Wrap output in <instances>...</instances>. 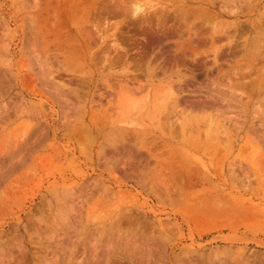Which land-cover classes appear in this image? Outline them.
Wrapping results in <instances>:
<instances>
[{
    "label": "rangeland",
    "instance_id": "374dc122",
    "mask_svg": "<svg viewBox=\"0 0 264 264\" xmlns=\"http://www.w3.org/2000/svg\"><path fill=\"white\" fill-rule=\"evenodd\" d=\"M22 1L31 4L33 0H0V250L7 247V242L11 245L8 250L16 256L24 250L26 264H132L126 258L129 255H135L136 260L142 259L143 264L148 261L151 264H264V124L261 126L260 119L261 115L264 117V92L258 94L254 90L249 95L246 88L236 87L237 93L235 88L228 86L233 71L245 68L247 61H253L251 75L241 79V83L257 81L264 71V0L236 3L239 7L236 5L233 13L238 17L220 16V0H86L89 9L86 13L80 11L76 19L63 28L62 41L52 34L54 20L45 8V0L43 4L36 0L40 9L45 8L38 14L37 26L32 19L36 8L31 5L25 8ZM115 4L127 7L129 12L135 6L142 7L145 29L154 26V12L167 17L163 25L165 30L168 29L167 34L157 39L155 51L152 54L149 51L144 56L146 59H142L143 63L136 60L141 64L131 61L132 57L128 58L131 62L128 65L111 61L117 55L111 48L113 38L110 35L114 25L127 35L135 34V24L129 21L130 16H100L101 7ZM226 7L231 9L229 4ZM77 26L79 35L75 30ZM187 27L193 33V48L183 47ZM212 29L222 31L219 38H214L213 46L208 42ZM87 31L91 37L87 35L89 38H85L88 40L83 51L85 59L67 63L62 57L69 35L80 38ZM180 32L185 35L184 39ZM198 38H203L201 43ZM251 47L252 54L248 53ZM134 50L130 48L128 51L132 53ZM250 55L255 58L250 59ZM100 58L104 60L101 62ZM145 63L149 66L147 68L153 67L152 75L145 73ZM70 66L75 67L74 70ZM181 73H185L184 81L178 78ZM88 81L90 83H86ZM98 85L103 89L100 90ZM82 86H85L83 90ZM246 86L250 87V84ZM227 90L232 93L229 95ZM110 91L113 95L109 94ZM172 92L181 93L177 107L166 100ZM215 95L233 97L230 98L233 99L230 100L232 105H228L231 107L225 108V103L204 105ZM198 104L203 106L198 107ZM72 119L74 124L70 122ZM221 123L232 135L228 147L223 146L226 137L218 134L216 129ZM179 126V129L175 128ZM189 127L191 130L187 129ZM215 143H219L218 147ZM171 156L183 164L185 162V166L193 165L203 180L196 178L192 183L172 180L165 167ZM156 160L163 166L156 165ZM186 195L192 199L186 201ZM44 251V258L36 259L32 255ZM2 260L3 256L0 262Z\"/></svg>",
    "mask_w": 264,
    "mask_h": 264
},
{
    "label": "bare ground",
    "instance_id": "6f19581e",
    "mask_svg": "<svg viewBox=\"0 0 264 264\" xmlns=\"http://www.w3.org/2000/svg\"><path fill=\"white\" fill-rule=\"evenodd\" d=\"M30 1V0H29ZM38 1V0H37ZM36 0H33L32 2H31V4H29V3H27V2H23V7H24V5H25V8H26V6H29L30 7V5H31V7H33V9L34 8H36L35 9V15H33V17H32V19H33V21H34V23L36 24V26H37V23H38V18H39V12H41V11H45V8L52 14V17H53V20H54V22L52 23L53 24V26H52V34H53V36L54 37H56V39L58 40V41H62L63 40V38H64V35H63V28H65V27H67V26H69V24L70 23H72L73 22V20L74 19H76V17H77V15H78V13L80 12V11H83V13H86V11L89 9L86 5H85V1L86 0H55V2H52V0H45V8H43V9H40V7L38 6V2H37ZM42 2V4H43V0H41ZM88 1V0H87ZM90 1V0H89ZM113 2L114 1H116V0H112ZM182 1V0H181ZM245 2V0H220V2L222 3L219 7H220V10H219V12H218V14L220 15V16H222V15H224V14H229V15H235V16H237L238 17V15L236 14V13H233V11L234 12H236V9H235V7L237 8V6L239 7V5H241L239 2ZM251 1V0H250ZM21 2V3H22ZM97 2V1H96ZM141 2V1H140ZM183 2V1H182ZM26 3V4H25ZM102 3V2H101ZM108 3V2H107ZM110 3V2H109ZM153 3V2H152ZM157 3V2H156ZM236 3H239V5H237ZM82 4V6H80ZM103 4V3H102ZM144 4V3H143ZM227 4H229L230 6H231V9H228L227 10V7H226V5ZM22 5V4H21ZM101 5V4H100ZM105 5V4H104ZM203 5V4H202ZM237 5V6H236ZM95 6V5H94ZM103 6V5H102ZM139 6V5H138ZM138 6H135V7H133V9H132V11H128V9H127V7H121V6H119V5H117V4H115V5H110V6H104V7H101V10H100V16H102V18L105 16V17H110V16H114L115 18H116V16H120V15H122V16H125V15H128V16H130L131 18V20H129V21H133V23L135 24L133 27H134V33L135 34H132L131 33V35H127L126 33H124L122 30H120V29H118V27L116 26V25H114V30L112 31V33H111V37L113 38V41H112V44H111V48H113V50H114V52L115 53H117V55H116V57L113 59V60H111V61H114L115 60V62H118V63H122V64H126V65H128V64H131V62L130 61H128V58H130V57H132V58H134L133 60H131V61H135L134 63H138V61H142V59L144 58V56L149 52V51H151V54H152V51L154 50V48H155V46L157 45V39H161V38H159V37H163V35L164 34H167V32L166 31H168V29L167 30H165L164 28H163V25H165L166 23L164 22L165 21V18H167V17H165V16H161V15H159V14H156L155 12L153 13V15L155 16V24H153L154 26L152 27V28H147V29H145L142 25H143V22H145L144 20V17L145 16H143V17H141L142 16V7L140 8V7H138ZM182 6V5H181ZM186 6V5H185ZM246 6H248V5H246ZM160 8V7H159ZM230 8V7H229ZM249 8V7H248ZM28 9V8H27ZM163 9H165V7H163ZM162 9V10H163ZM235 9V10H234ZM161 10V9H160ZM161 10V11H162ZM173 10V9H172ZM192 10V8L189 10V11H191ZM207 10V9H206ZM250 10V9H249ZM93 11V10H92ZM160 11V12H161ZM168 11V10H167ZM178 11V10H177ZM176 11V12H177ZM199 10H197V12H198ZM202 11V10H201ZM205 11V10H204ZM145 12V11H144ZM148 12V11H147ZM159 12V13H160ZM172 12V11H171ZM197 12H195V14H197ZM208 12H210L211 13V11H208ZM213 12V11H212ZM44 13V12H43ZM91 13V12H90ZM95 13V12H94ZM173 13V12H172ZM178 13V12H177ZM203 13V12H202ZM231 13H233V14H231ZM262 13V12H261ZM45 14V13H44ZM93 14V13H92ZM152 14V13H151ZM167 14V13H166ZM174 14V13H173ZM205 14V13H204ZM260 14V13H259ZM212 15H214V14H212ZM99 16V17H100ZM127 16V17H128ZM147 16V15H146ZM193 16V15H192ZM211 16V15H210ZM31 17V16H30ZM92 17V16H91ZM94 17H96V14H95V16ZM98 17V18H99ZM126 17V18H127ZM151 17H153V16H151ZM172 17V16H171ZM184 17V16H183ZM196 17V16H195ZM201 17H205V15L204 16H201ZM209 17V16H208ZM216 17V16H215ZM35 18H37V20H35ZM97 18V17H96ZM119 18V17H118ZM150 18V17H149ZM169 18V17H168ZM193 18V17H192ZM48 19H49V17H48ZM92 19V18H91ZM90 19V20H91ZM106 20L108 19V20H110L109 18H105ZM144 19V20H143ZM173 19H174V16H173ZM202 19V18H201ZM211 19V18H210ZM212 19H213V16H212ZM211 19V20H212ZM93 20H94V18H93ZM98 20H101V18H99ZM114 20V19H113ZM126 20V19H125ZM192 20V19H191ZM32 21V22H33ZM128 21V22H129ZM146 21L147 22H149V24H150V20L147 18L146 19ZM167 21H169V20H167ZM99 22V21H98ZM97 22V23H98ZM108 22V21H107ZM107 22H105V23H107ZM119 22V21H118ZM184 22V21H183ZM201 22V21H200ZM204 22V21H203ZM74 23H75V21H74ZM104 23V22H103ZM109 23V22H108ZM107 23V25H109ZM126 23V22H125ZM132 23V24H133ZM153 23V22H152ZM165 23V24H164ZM218 23V22H217ZM216 23V24H217ZM32 24V23H31ZM34 24V25H35ZM129 24V23H128ZM215 24V23H214ZM215 24V25H216ZM104 25V24H103ZM126 25V24H125ZM167 25H169V24H167ZM172 25V24H171ZM206 25V24H205ZM204 25V26H205ZM208 25H210V23L208 24ZM240 25V24H239ZM30 26V25H29ZM84 26V25H83ZM90 26V25H89ZM119 26V25H118ZM128 26V25H127ZM152 26V25H151ZM203 26V25H202ZM254 26H256V25H254ZM259 26H261V25H259ZM82 27V26H81ZM90 27H93V26H90ZM89 27V28H90ZM96 27V26H95ZM101 27H102V25H101ZM100 27V28H101ZM105 27H106V25H105ZM130 27V26H129ZM206 27V26H205ZM209 27V26H208ZM215 27V26H214ZM253 27V26H252ZM49 28V27H48ZM169 28V27H168ZM213 28V27H212ZM216 28V27H215ZM46 29V28H45ZM70 29V28H69ZM94 29V28H93ZM92 29V30H93ZM103 29H104V27H103ZM106 29V28H105ZM133 29V28H132ZM170 29V28H169ZM173 29V28H172ZM209 29V28H208ZM218 29V28H217ZM71 30V29H70ZM70 30H68V31H70ZM75 30H76V32L78 33V35L80 34V30H79V28H78V26H77V28H75ZM210 30V29H209ZM67 31V32H68ZM72 31V30H71ZM70 31V32H71ZM263 31V30H262ZM69 32V33H70ZM86 32V31H85ZM88 32H90V31H87V33L85 34V36H83V35H81V37L79 38L78 37V35L77 36H71V35H69V43L67 44V46L65 45V50H64V52H63V59H65L66 61H67V63H73V62H75V61H77V60H83V59H85V57H86V54H84V49L87 47V41L85 40V38L86 39H88L86 36L87 35H89L90 33H88ZM194 32H196V31H194ZM197 32H198V30H197ZM250 32V31H249ZM260 32V31H259ZM83 33V32H82ZM94 33V32H93ZM92 33V35L93 36H95V34H93ZM178 33V32H177ZM221 33H222V31L221 30H216V29H212V32H210L209 33V39H210V41H208L210 44H211V46H213L214 45V38H216V37H220L221 36ZM234 33H236V32H234ZM33 34V33H32ZM106 34V33H105ZM172 34V33H171ZM179 34V33H178ZM180 34H182L181 32H180ZM185 34H186V40H185V42L183 43V47L184 48H188V47H191V44H192V36H193V33H192V31H191V29L190 28H186V30H185ZM208 34V33H207ZM46 35V34H45ZM101 35V34H100ZM183 35V34H182ZM195 35V34H194ZM203 35V34H202ZM222 35H224V34H222ZM90 37H91V35H89ZM184 36L185 35H183V39H184ZM196 36V35H195ZM201 36V35H200ZM50 37V36H49ZM101 37H102V35H101ZM137 37V38H136ZM165 37V36H164ZM206 37V36H205ZM204 37V38H205ZM223 37V36H222ZM228 37V36H227ZM259 37V36H258ZM45 38V37H44ZM97 38V37H96ZM200 38V37H199ZM198 38V40H200L199 42L201 43L202 41V39L203 38H201V39H199ZM233 38H235L234 36H233ZM52 39V38H51ZM99 39V38H98ZM98 39H96V40H98ZM101 39V38H100ZM167 39V38H166ZM181 39V38H180ZM228 39V38H227ZM92 40V39H91ZM96 40H94L95 42H96ZM164 40H165V38H164ZM163 40V41H164ZM217 40V39H216ZM51 41V40H50ZM68 41V40H67ZM93 41V42H94ZM99 41V40H98ZM160 40H158V42H159ZM224 41V40H223ZM34 42V41H33ZM101 42V41H100ZM161 42V41H160ZM159 42V43H160ZM123 43L124 44H126V45H123ZM194 43V42H193ZM34 44H35V42H34ZM37 44V43H36ZM96 44H98L99 45V43L98 42H96ZM162 43H160V45H161ZM196 44V43H195ZM223 44V43H222ZM247 44V43H246ZM63 45V46H64ZM106 45V44H105ZM110 45V44H109ZM179 45V44H178ZM245 45V44H244ZM254 46H255V44H253ZM261 45V44H260ZM53 46V45H52ZM56 45H54V47H55ZM62 46V45H61ZM96 47H98V46H96ZM108 47H110V46H108ZM175 47V46H174ZM178 47V46H177ZM256 47V46H255ZM44 48V47H43ZM130 48H133V49H135L133 52L134 53H136L137 54V56H133L134 54H133V52L131 53L130 51H128ZM191 48H193V47H191ZM106 49H107V46H106ZM105 49V51L104 52H106L107 50ZM158 49H159V47H158ZM217 49H219V48H217ZM217 49L215 50L216 52H217ZM241 49V48H240ZM246 50H248L247 48H245ZM252 47L248 50V53H250V54H252ZM258 49V48H257ZM260 49V48H259ZM53 50V49H52ZM54 50H56V49H54ZM59 50V49H58ZM57 50V51H58ZM109 50V49H108ZM161 50H163L162 48H161ZM193 50V49H192ZM211 50H213V49H211ZM59 51H62V50H59ZM155 51V50H154ZM210 51V50H209ZM214 51V52H215ZM243 51V50H242ZM261 51V50H260ZM263 51V50H262ZM161 52V51H160ZM159 52V53H160ZM162 52H164V51H162ZM161 52V53H162ZM172 52H174V51H172ZM196 52V51H195ZM213 52V53H214ZM215 52V53H216ZM49 53V52H48ZM52 53H53V51H52ZM112 53H113V51H112ZM174 53H176V52H174ZM191 53V52H190ZM214 53V54H215ZM58 54V53H57ZM61 54V53H60ZM104 53H102L101 55H103ZM178 54V53H177ZM184 54H185V52H184ZM219 54V53H218ZM223 54V53H222ZM45 55H46V53H45ZM53 55V54H52ZM51 55V56H52ZM94 55V54H93ZM105 55H106V53H105ZM109 55H111V54H109ZM132 55V56H131ZM175 55V54H174ZM216 55V54H215ZM240 55V54H239ZM34 56V55H33ZM98 56H100V54L98 55ZM173 56V55H172ZM179 56V55H178ZM185 56V55H184ZM219 56V55H218ZM150 57V56H149ZM162 57H163V55H162ZM169 57H171V56H169ZM188 57V56H187ZM215 57V56H214ZM48 58H49V56H48ZM103 58V57H102ZM102 58H100V60L102 59ZM161 58V57H160ZM182 58H184V57H182ZM190 58H191V55H190ZM231 58V57H230ZM253 58H255V56H251L250 55V59H253ZM262 58V57H261ZM50 59V58H49ZM58 59H60V57L58 58ZM144 59H146V57L144 58ZM151 59V58H150ZM156 59V58H155ZM154 59V60H155ZM170 59V58H169ZM174 60H175V58H173ZM213 59H215V58H213ZM100 60H99V63H100ZM102 60H104V59H102ZM102 60H101V62H102ZM136 60H138V61H136ZM147 60H148V58H147ZM173 60V61H174ZM185 60H187V58L185 59ZM53 61V60H52ZM146 61V60H145ZM159 61V60H158ZM163 61H164V59H163ZM171 60H169V62H170ZM180 61V60H179ZM189 61V60H188ZM194 61V60H193ZM49 62V61H48ZM56 62V61H55ZM190 62V61H189ZM192 62V61H191ZM252 60L249 62V61H247V63H245L246 65H245V68H240V69H238L237 70V68L235 69V71H233V76H232V78H228L229 80H230V85H228L229 86V88H231L232 87V89L233 88H235V90H236V87H239V86H241L242 88H246V89H248L249 90V92H248V94L249 95H252L253 94V92H254V90H255V93H260V92H264V71H263V73H261V75H260V77L258 78V80L257 81H255V82H249V83H246V84H250V87L249 86H246V84H243V83H241V79H244V77H246V76H248V75H251V71H252ZM105 63V62H104ZM133 63V62H132ZM142 63H143V61H142ZM163 63H165V61L163 62ZM162 63V64H163ZM171 63V62H170ZM102 64V63H101ZM106 64H107V62H106ZM111 64V63H110ZM116 64V63H115ZM138 64H141V62L140 63H138ZM146 64V63H145ZM154 64H156V63H154ZM153 64V65H154ZM176 64V63H175ZM98 65H100V64H98ZM120 65V64H119ZM118 65V66H119ZM152 65V64H151ZM170 65V64H169ZM214 65V64H213ZM65 66V65H64ZM73 66V65H72ZM80 66V65H79ZM78 66V67H79ZM82 64H81V69H82ZM84 66H85V64H84ZM175 67H176V65H174ZM182 65H180V67H181ZM221 66V65H220ZM58 67H60V64L58 65ZM71 67V66H70ZM75 67H76V64H75ZM75 67H71L72 69L73 68H75ZM88 67V66H87ZM147 67H149L147 64L145 65V68H147ZM152 67V66H151ZM158 67V66H157ZM160 67V66H159ZM170 67L172 68V66L170 65ZM166 68H167V66H166ZM165 68V69H166ZM168 68H169V66H168ZM174 68V67H173ZM172 68V69H173ZM188 68V67H187ZM190 68V67H189ZM217 68V67H216ZM251 68V69H250ZM42 69V68H41ZM65 69V68H64ZM78 69V68H77ZM140 68H138V70H139ZM152 69H153V67H152ZM152 69L151 68H147L146 69V72L145 73H147V75H152ZM157 69V68H156ZM161 69V68H160ZM159 69V70H160ZM74 70V69H73ZM72 70V71H73ZM83 70H84V68H83ZM102 70V69H101ZM100 70V71H101ZM135 70V69H134ZM170 70V69H169ZM188 70V69H187ZM194 70V69H193ZM196 70V69H195ZM255 69H253V71H254ZM86 71H87V69H86ZM162 71V70H161ZM165 71V70H164ZM173 71V70H172ZM74 72V71H73ZM72 72V73H73ZM142 72H143V70H142ZM141 72V73H142ZM163 72V71H162ZM182 72V71H181ZM184 72V71H183ZM187 72V71H186ZM159 73V72H158ZM171 73V72H170ZM191 73V72H190ZM227 73V72H226ZM65 74V73H64ZM136 74H138V72L136 73ZM143 74V73H142ZM157 74V73H156ZM192 74V73H191ZM197 74V73H196ZM218 74V73H217ZM220 74V73H219ZM66 75H68V74H66ZM71 75V74H70ZM72 75H74V74H72ZM71 75V76H72ZM131 75V74H130ZM76 76V75H75ZM78 76V75H77ZM126 76H127V74H126ZM134 76H135V74H134ZM190 76V75H189ZM217 76V75H216ZM226 76V75H225ZM78 77H80V76H78ZM125 77V76H124ZM131 77V76H130ZM130 77H128V78H130ZM184 77H185V73H181L180 74V77H179V75H178V78H180L181 79V81H184ZM191 77V76H190ZM213 77V76H212ZM251 77V76H250ZM256 77H257V75H256ZM61 78V77H60ZM74 78V77H73ZM132 78V77H131ZM136 78H137V75H136ZM216 78V77H215ZM223 78V77H222ZM225 78V77H224ZM223 78V79H224ZM78 79V78H77ZM85 79V78H84ZM87 79V78H86ZM121 79V78H120ZM138 79H139V77H138ZM186 79H189V78H186ZM192 79V78H191ZM211 79H213V78H211ZM254 79H255V77H254ZM62 81L63 80H66L65 79V77L63 78V79H61ZM74 80V79H73ZM88 80H90V78L88 79ZM125 80V79H124ZM169 80V79H168ZM249 80V79H248ZM77 81H79V80H77ZM119 81V80H118ZM127 81V80H126ZM139 80H137V82H138ZM173 81V80H172ZM246 81H247V79H246ZM245 81V82H246ZM64 82V81H63ZM83 82V81H82ZM81 82V83H82ZM115 82V81H114ZM125 82V81H124ZM217 82V81H216ZM71 83V82H70ZM75 83H76V81H75ZM86 83H90L89 81L88 82H86ZM140 83V82H139ZM185 83V82H184ZM226 83V82H225ZM61 84V83H60ZM65 84V83H64ZM74 84V83H73ZM104 84V83H103ZM116 84V83H115ZM81 85V84H80ZM82 85H83V83H82ZM100 85H102V84H100ZM100 85H98L99 87H100ZM118 82H117V84H116V87L118 88ZM126 85V84H125ZM129 85V84H128ZM104 86V85H103ZM107 86V85H106ZM136 86V85H135ZM173 86V85H172ZM183 86V85H182ZM181 86V87H182ZM202 86V85H201ZM215 86V85H214ZM69 87V86H68ZM84 87L85 86H82V90L84 89ZM249 87V88H248ZM64 88V87H63ZM80 88V87H79ZM78 88V89H79ZM87 88V87H86ZM85 88V89H86ZM106 87L104 86V89H105ZM139 88V87H138ZM141 88V87H140ZM183 88V87H182ZM182 88H181V90H182ZM88 89V88H87ZM101 89H103L102 87H100V90ZM124 89H126V86H125V88ZM178 89H179V87H178ZM177 89V90H178ZM222 89V88H221ZM228 89V88H227ZM231 89V90H232ZM74 90H76L75 88H74ZM98 90V89H97ZM106 90V89H105ZM122 90V89H121ZM186 90V89H185ZM214 90H215V88H214ZM67 91H68V89H67ZM81 91V90H80ZM79 91V92H80ZM115 91V90H114ZM184 91V90H183ZM228 91V90H227ZM227 91H225V92H227ZM75 92H77L78 93V91H75ZM75 92H74V94H75ZM99 92V91H98ZM107 92V91H106ZM109 92V91H108ZM176 92H178V91H176ZM180 92V91H179ZM182 92V91H181ZM217 92H219V89H218V91ZM228 92H230V91H228ZM236 92H237V90H236ZM240 92H241V90H240ZM56 93V92H55ZM73 93V92H72ZM76 93V94H77ZM81 93V92H80ZM86 93H89L87 90H86ZM116 93V92H115ZM120 93V92H119ZM193 93H195V91L193 92ZM222 93V92H221ZM232 92H230L229 93V95L231 94ZM238 93V92H237ZM60 94V93H59ZM58 94V95H59ZM84 95H85V93H83ZM83 94H81V96L83 95ZM109 94H112L113 95V93H111V91H110V93ZM218 94V93H217ZM228 94V93H227ZM83 95V96H84ZM87 95V94H86ZM112 95H109V96H112ZM168 95V94H167ZM169 95H171V94H169ZM181 95V93H175V92H172V95L171 96H169V98L168 99H166L167 101L168 100H170L171 101V103L170 104H172L173 106H175V107H177L179 104H180V99L181 98H179V96ZM193 95V94H192ZM229 95H215L214 97H212V98H209L208 100L209 101H207V102H209V103H205L204 105H211V106H213L214 104H216V103H220V104H226L227 106L228 105H232L231 104V102H230V100H233V99H230V98H233V97H231V96H229ZM233 95H234V93H233ZM262 95V94H261ZM76 96V95H75ZM78 96H80V94L78 95ZM83 96H82V98H83ZM244 96V95H243ZM98 97V96H97ZM96 97V98H97ZM237 97V96H236ZM49 98V97H48ZM105 98V97H104ZM102 99V100H105V99ZM106 98H107V96H106ZM205 98V97H204ZM207 98V97H206ZM241 98V97H240ZM239 98V99H240ZM85 99V98H84ZM98 99V98H97ZM115 99V98H114ZM149 99V98H148ZM200 99H201V97H200ZM202 99H203V97H202ZM247 99H249L248 97H247ZM257 99V98H256ZM68 100V99H67ZM66 100V101H67ZM70 100V99H69ZM94 100V99H93ZM100 100V99H99ZM101 100V102H104V101H102ZM185 100H187L188 101V99H185ZM190 100H191V98H190ZM193 100V99H192ZM196 100V99H195ZM199 100V99H198ZM204 100V99H203ZM241 100V99H240ZM242 100H243V97H242ZM114 101V100H113ZM205 101V100H204ZM247 101V100H246ZM249 101V100H248ZM263 101V100H262ZM83 102V101H82ZM201 102V101H200ZM68 103H70V102H68ZM237 103L238 102H236V105H237ZM255 103V102H254ZM73 104V103H72ZM71 104V105H72ZM101 104H103V103H101ZM106 104H108V102L106 103ZM106 104H103L104 106L106 105ZM148 104V103H147ZM159 104H160V102H159ZM158 104V105H159ZM192 104V103H191ZM234 104V103H233ZM238 105H240V104H238ZM96 106V105H95ZM170 106V105H169ZM168 106V107H169ZM187 106V105H186ZM199 106H203L202 104H198V107ZM218 106V105H217ZM224 106L225 108H229V107H231V106ZM243 106V105H242ZM245 106V105H244ZM243 106V107H244ZM72 107V106H71ZM144 107V106H143ZM174 107V108H175ZM223 107V108H224ZM241 107V106H240ZM25 108V107H24ZM78 108V107H77ZM95 108V107H94ZM98 108H99V106H98ZM102 108V107H101ZM117 108V107H116ZM169 108H171V106L169 107ZM173 108V107H172ZM188 108V107H187ZM204 108V107H203ZM260 108V107H259ZM70 109V108H69ZM96 109V108H95ZM100 109V108H99ZM98 109V110H99ZM110 109H112V106H111V108ZM182 109V108H181ZM261 109H263V108H261ZM77 110H79V109H77ZM81 110V109H80ZM85 110V109H84ZM157 110H158V108H157ZM179 110V109H178ZM209 110V109H208ZM213 110V109H212ZM215 110V109H214ZM218 110V109H217ZM220 110V109H219ZM222 111H224V109H221ZM264 110V109H263ZM263 110H262V113H263ZM29 111V110H28ZM102 111V110H101ZM135 111H137V110H135ZM171 111H172V109H171ZM176 111V110H175ZM216 111V110H215ZM221 111V112H222ZM240 111V110H239ZM243 111V110H242ZM261 111V110H260ZM84 112V111H83ZM82 112V113H83ZM168 112V111H167ZM180 112V111H179ZM185 112H187V111H185ZM212 112V111H211ZM217 112V111H216ZM67 113V112H66ZM65 113V114H66ZM76 113H78V112H76ZM102 113V112H101ZM116 113V112H115ZM137 113V112H136ZM182 113V112H181ZM184 113V112H183ZM218 113H220V112H218ZM217 113V114H218ZM261 113V112H260ZM259 113V114H260ZM32 114V113H31ZM35 114V113H34ZM84 114V113H83ZM109 114V113H108ZM112 114V113H111ZM156 114V113H155ZM160 114V113H159ZM158 113H157V116H160ZM166 114V113H165ZM176 114V113H175ZM187 114V113H186ZM200 114V113H199ZM225 114V116H226V113H224ZM228 114V113H227ZM264 114V113H263ZM67 115H69V114H67ZM95 115V114H94ZM110 115V114H109ZM135 115V114H134ZM167 115V114H166ZM174 115V114H173ZM203 115V114H202ZM216 115V114H215ZM4 116V115H3ZM35 116V115H34ZM76 116V115H75ZM79 116V115H78ZM82 116V115H81ZM80 116V117H81ZM91 116V115H90ZM93 116V115H92ZM113 116H114V114H113ZM172 116V115H171ZM176 116H177V114H176ZM185 116V115H184ZM188 116V115H187ZM201 116V115H200ZM223 116V115H222ZM68 117H71V116H68ZM83 117V116H82ZM174 116H172V118H173ZM196 117V116H195ZM229 117V116H228ZM73 118H75V117H73ZM103 118V117H102ZM105 118H107V115H106V117ZM159 118V117H158ZM157 118V119H158ZM166 118V117H165ZM178 118V117H177ZM176 118V119H177ZM203 118V117H202ZM204 118H207V117H204ZM211 118V117H210ZM223 118V117H222ZM232 118V117H231ZM64 119V118H63ZM70 119V118H69ZM196 119V118H195ZM201 119V118H200ZM208 119V118H207ZM226 120H227V117L225 118ZM224 119V120H225ZM229 119V118H228ZM238 120H239V118H237ZM260 119H261V121H262V124H261V126L264 124V117H262V115H261V117H260ZM65 120V119H64ZM73 120L74 119H72L70 122H73ZM81 120H82V118H81ZM111 120V119H110ZM230 120V119H229ZM228 120V121H229ZM75 121V120H74ZM77 121V120H76ZM83 121V120H82ZM159 121V120H158ZM195 121V120H194ZM241 121V120H240ZM246 121V120H245ZM78 122V121H77ZM115 122V121H114ZM113 122V123H114ZM165 122V121H164ZM64 123V122H63ZM75 122H73V124H74ZM79 123V122H78ZM82 123L83 122H81V124L80 125H82ZM101 123V122H100ZM104 123H106L107 125H108V122H104ZM118 123V122H117ZM134 123V122H133ZM144 123V122H143ZM178 123H180V120H179V122ZM191 123V122H190ZM238 123V122H237ZM246 123V122H245ZM158 124H159V122H158ZM165 124V123H164ZM195 124V123H194ZM197 124V123H196ZM219 124V123H218ZM222 124V123H221ZM66 125V124H65ZM98 125H100L99 123H98ZM113 125V124H112ZM114 125H115V123H114ZM121 125V124H120ZM139 125V124H138ZM70 126V125H69ZM72 126V125H71ZM105 126V125H104ZM164 126V125H163ZM188 126H189V124H188ZM217 126V125H216ZM63 127V126H62ZM78 127V126H77ZM77 127L75 128V131H76V129H77ZM80 127H82V126H80ZM83 127H86V129H88L87 128V126H83ZM100 127V126H99ZM109 127V126H108ZM141 127H143V125L141 126ZM172 127V126H171ZM190 127H192L191 126V124H190ZM190 127L189 128H187V129H190ZM67 128H69V127H67ZM74 128V127H73ZM79 128V127H78ZM100 128H102V127H100ZM104 128V127H103ZM136 128V127H135ZM164 128H165V126H164ZM176 129H179L180 128V126L177 128V127H175ZM182 128V127H181ZM230 128V127H229ZM237 128V127H236ZM250 128H252V127H250ZM70 129V128H69ZM83 129V128H82ZM99 129V128H98ZM133 130H134V128H132ZM137 129V128H136ZM141 129L142 128H140V131H141ZM152 129V128H151ZM166 130H167V128H165ZM164 129V130H165ZM185 129V128H184ZM217 129V132H218V134H223L225 137H226V139L224 140V142H223V146L224 147H228L230 144L228 143L229 142V140H230V136H232L230 133H229V129H227V127H225L223 124L221 125V126H219V127H217L216 128ZM215 129V130H216ZM72 130V132H73V129H71ZM118 130V129H117ZM123 130V129H122ZM162 130V129H161ZM191 130V129H190ZM190 130H188V131H190ZM234 130V129H233ZM251 130H253V129H251ZM250 130V131H251ZM79 131V130H78ZM99 131H101V130H99ZM116 131V130H115ZM135 131V130H134ZM140 131H139V133H140ZM170 131V130H169ZM177 131V130H176ZM178 131H180V130H178ZM177 131V132H178ZM194 131H195V128H194ZM257 131V130H256ZM71 132V133H72ZM81 132H82V130H81ZM117 132V131H116ZM142 132V131H141ZM175 132V131H174ZM177 132H175L174 134L176 135V133ZM216 132V133H217ZM232 132H235V131H232ZM253 132H254V130H253ZM54 133V132H53ZM83 133V132H82ZM81 133V134H82ZM86 132H85V130H84V134H85ZM90 133V131L88 132V134ZM120 133V132H119ZM130 134H131V132H129ZM149 133V132H148ZM179 133H181V131L179 132ZM188 133V132H187ZM186 133V134H187ZM237 133V132H236ZM258 133H259V131H258ZM263 133V132H262ZM121 134V133H120ZM146 134V133H145ZM173 134V135H174ZM189 134V133H188ZM187 134V135H188ZM211 134H212V132H211ZM235 134V133H234ZM83 135V134H82ZM90 135H92V134H90ZM124 135V134H123ZM122 135V136H123ZM172 135V134H171ZM182 135V134H181ZM216 135V134H215ZM253 135H255V134H253ZM261 135V134H260ZM263 135V134H262ZM89 136V135H88ZM94 136V135H93ZM154 136V135H153ZM152 136V137H153ZM165 136V135H164ZM177 136V135H176ZM217 136V135H216ZM256 136H258L257 134H256ZM131 137H133V136H131ZM141 137V136H140ZM146 137V136H145ZM209 137V136H208ZM233 137H235L236 138V136H233ZM138 138V137H137ZM149 138V137H148ZM159 138V137H158ZM173 138H175V137H173ZM220 138V137H219ZM218 138V139H219ZM248 138H249V136H248ZM257 138V137H256ZM259 138H260V136H259ZM264 138V137H263ZM92 139V138H91ZM130 139V138H129ZM140 139V138H139ZM145 139V138H144ZM178 139V138H177ZM194 139V138H193ZM215 139V138H214ZM223 139H224V137H223ZM222 139V140H223ZM262 139V138H261ZM117 140V139H116ZM122 140V141H121ZM195 140V139H194ZM253 140V139H252ZM120 141L121 142H123V139H120ZM127 141V140H126ZM141 141V140H140ZM148 141V140H147ZM164 141V140H163ZM190 141V140H189ZM188 141V142H189ZM234 141V140H233ZM236 141V140H235ZM257 141V140H256ZM88 142V141H87ZM93 142V141H92ZM117 142V141H116ZM121 142H119V143H121ZM218 142H219V140H218ZM124 143V142H123ZM149 142H147V143H145V145H147ZM160 143V142H159ZM158 143V144H159ZM187 143V142H186ZM82 144V143H81ZM192 144V143H191ZM208 144H209V142H208ZM219 144V143H218ZM218 144L216 145V143H215V145H213V146H215V147H218ZM229 144V145H228ZM235 144V143H234ZM90 145V144H89ZM236 145V144H235ZM105 145L103 144V147H104ZM111 146V145H110ZM115 146V145H114ZM137 146V145H136ZM156 146V145H155ZM245 146H246V144H245ZM102 147V148H103ZM157 147V146H156ZM155 147V148H156ZM160 146H158V148H159ZM81 148H82V146H81ZM105 148V147H104ZM107 148V147H106ZM109 148V147H108ZM147 148V147H146ZM153 148V147H152ZM151 148V149H152ZM155 148H153V150L155 149ZM223 148V147H222ZM234 148V147H233ZM254 148H256V147H254ZM118 149V148H117ZM157 149V148H156ZM214 149V148H213ZM221 149V148H220ZM84 150V149H83ZM152 150V151H153ZM167 150V149H166ZM165 151V150H164ZM172 151V150H171ZM219 151V150H218ZM80 152V151H79ZM86 152V151H85ZM161 152V151H160ZM167 151H165L164 152V154L166 153ZM101 153H103V152H101ZM212 153V152H211ZM82 154V153H81ZM89 154V153H88ZM128 154V153H127ZM223 154V153H222ZM151 155V154H150ZM166 155V154H165ZM180 155V154H179ZM241 155V154H240ZM83 156V155H82ZM90 156V155H89ZM43 157V156H42ZM143 157V156H142ZM181 157V156H180ZM131 158V157H130ZM151 158V157H150ZM200 158H201V156H200ZM99 159V158H98ZM168 159V158H167ZM188 160H186V162H187ZM131 162V161H130ZM193 162V161H192ZM148 163V162H147ZM191 163V162H190ZM193 163H195V162H193ZM219 163H220V161H219ZM135 164V163H134ZM133 164V162H132V165H134ZM151 164V163H150ZM155 164L157 165H159L160 167H162L163 165L162 164H160V162H158V160H156L155 161ZM184 164H185V162H184ZM182 162H180L178 159H174V156H171L170 158H169V160L167 161V164L165 165V167H167L166 169L169 171V173H170V175H171V178H172V180H179V181H181L182 183L184 182V183H192L193 182V180H197V179H199V180H203V179H201L200 177H199V174L197 173V171H196V169H194L192 166H189L188 164H186L187 166H185ZM195 165H196V163H195ZM240 165V164H239ZM111 166V165H110ZM159 167V168H160ZM240 167V166H239ZM134 168V167H133ZM145 168V167H144ZM232 168V167H231ZM235 168V167H234ZM250 168V167H249ZM110 169V168H109ZM143 169V168H142ZM141 169V170H142ZM238 169V168H237ZM242 169V168H241ZM241 169H240V171H241ZM244 169V168H243ZM242 169V170H243ZM140 170V171H141ZM113 171V170H112ZM234 171V170H233ZM236 171V170H235ZM142 172V171H141ZM222 172V171H221ZM244 172V171H243ZM242 172V173H243ZM252 172V171H251ZM165 173V172H164ZM167 173V172H166ZM203 173H205V171L203 172ZM23 174V173H22ZM148 174V173H147ZM200 174H202V173H200ZM236 174V173H235ZM249 174H251V173H249ZM163 175V174H162ZM169 175V176H170ZM204 175V174H203ZM245 175V174H244ZM220 176H222V174L220 175ZM251 176V175H250ZM143 177V176H142ZM203 177V176H202ZM205 178H207V176H204ZM242 177V176H241ZM138 178H140V177H138ZM160 178V177H159ZM168 178V177H167ZM197 178V179H196ZM210 178V177H209ZM246 178V177H245ZM244 178V179H245ZM252 178V177H251ZM216 179V178H215ZM232 179H233V177H232ZM142 180H143V178H142ZM147 180H149V179H147ZM169 180H171V179H169ZM205 180H207V181H209V179L207 178V179H205ZM211 180V179H210ZM220 180V179H219ZM243 180V179H242ZM252 180V179H251ZM255 181V180H254ZM139 182V181H138ZM172 182V181H171ZM176 182V181H175ZM210 183H211V181H209ZM208 182V183H209ZM140 183V182H139ZM160 183V182H159ZM164 183V182H163ZM210 183H209V185H210ZM248 183V182H247ZM144 184H146V183H144ZM203 184V183H202ZM214 184V183H213ZM177 185V184H176ZM185 186L187 185V184H184ZM195 186H196V184H194ZM201 185V184H200ZM245 185V184H244ZM192 186V185H191ZM190 186V187H191ZM195 186H193V187H195ZM202 186V185H201ZM241 186V185H240ZM151 187V186H150ZM198 187H199V185H198ZM145 188V187H144ZM143 188V189H144ZM161 188V187H160ZM170 188V187H169ZM173 188V187H172ZM182 188V187H181ZM186 188V187H185ZM236 188V187H235ZM243 188V187H242ZM91 189V188H90ZM146 189V188H145ZM152 189V188H151ZM171 189V188H170ZM174 189V188H173ZM189 189V188H188ZM19 190V189H18ZM159 190V189H158ZM166 190V189H165ZM177 190H179L178 188H177ZM224 190V189H223ZM161 191H163V190H161ZM174 191H176V190H174ZM186 191H188V190H186ZM190 191V190H189ZM173 192V191H172ZM179 192V191H178ZM177 192V193H178ZM208 192V191H207ZM206 192V193H207ZM54 193V192H53ZM64 193V192H63ZM63 193H62V195H63ZM92 193V192H91ZM130 193V192H129ZM164 193H166V192H164ZM175 194V193H174ZM188 194V193H187ZM212 194V193H211ZM214 194V193H213ZM164 195V194H163ZM162 195V196H163ZM170 195H172V194H170ZM170 195H169V197H170ZM177 195V194H176ZM192 195V194H191ZM166 196H168L167 194H166ZM182 196H183V194H182ZM200 196V195H199ZM172 197V196H171ZM175 197H177V196H175ZM179 197H180V195L178 196V199H179ZM186 197H188V195H186ZM207 197H208V194H207ZM226 197H227V195H226ZM61 198V197H60ZM172 198H174V197H172ZM189 198L190 197H188V199L186 200V201H188L189 200ZM165 199H166V197H165ZM190 199H192V198H190ZM200 199H202V198H200ZM182 200V198L180 199V201ZM247 200V199H246ZM179 201V202H180ZM195 201V200H194ZM210 201H211V199H210ZM209 201V202H210ZM230 201V200H229ZM182 202V201H181ZM180 202V203H181ZM224 202H225V200H224ZM247 202V201H246ZM215 203V202H214ZM190 205V204H189ZM193 205V204H192ZM215 205V204H214ZM213 205V206H214ZM4 207V206H3ZM195 207V206H194ZM215 207V206H214ZM216 207H218V206H216ZM236 207H237V205H236ZM66 208V207H65ZM213 208V207H212ZM211 208V209H212ZM247 209V208H246ZM193 210V209H192ZM226 210V209H225ZM238 210V209H237ZM254 210V209H253ZM46 211V210H45ZM186 211V210H185ZM218 212L220 213V211L218 210ZM242 212V211H241ZM202 213V212H201ZM40 214V213H39ZM62 214V213H61ZM60 214V215H61ZM65 215V214H64ZM63 215V216H64ZM192 215V214H191ZM239 215V214H238ZM62 216V217H63ZM232 216V215H231ZM58 217V216H57ZM65 217V216H64ZM107 217V216H106ZM124 217V216H123ZM184 217V216H183ZM199 217V216H198ZM34 218V217H33ZM38 219H41L40 217H37ZM131 218V217H130ZM134 218V217H133ZM206 218V217H205ZM211 218V217H210ZM262 218V217H261ZM64 219V218H63ZM201 219H202V217H201ZM245 219V218H244ZM58 220V219H57ZM120 221V220H119ZM132 222H133V220H132ZM199 222H200V220H199ZM33 223H34V221H33ZM40 223V222H39ZM48 223V222H47ZM50 223V222H49ZM82 223V222H81ZM233 223V222H232ZM43 224V223H42ZM135 224V223H134ZM230 224V223H229ZM104 225V224H103ZM168 225V224H167ZM40 226V225H39ZM141 226V225H140ZM147 226V225H146ZM215 226V225H214ZM85 227V226H84ZM39 228V227H38ZM54 229V228H53ZM117 229V228H116ZM143 229V228H142ZM235 229V228H234ZM44 230V229H43ZM141 230V229H140ZM27 231V230H26ZM52 231V230H51ZM36 232V231H35ZM3 234V233H2ZM33 234V233H32ZM50 234V233H49ZM80 234V233H79ZM132 234V233H131ZM37 235V234H36ZM41 235V234H40ZM52 235H54V234H52ZM17 236V235H16ZM35 236V235H34ZM49 236V235H48ZM80 236V235H79ZM142 236V235H141ZM144 236V235H143ZM4 236H2V238H3ZM30 237V236H29ZM38 237V236H37ZM40 237H42L43 238V236H40ZM66 237V236H65ZM110 237V236H109ZM128 237V236H127ZM148 237H149V235H148ZM18 238V237H17ZM36 238V237H35ZM51 238V237H50ZM82 238V237H81ZM44 239V238H43ZM54 239H55V235H54ZM1 240H3V239H1ZM6 240V239H5ZM20 240H22V242H23V238L22 239H20ZM19 240V241H20ZM31 240H33V239H31ZM30 240V241H31ZM35 240H37V239H35ZM53 240V239H52ZM4 241V240H3ZM44 241H46L47 242V240H45L44 239ZM43 241V242H44ZM88 241V240H87ZM126 241V240H125ZM11 243H12V241H10ZM21 242V243H22ZM32 242V241H31ZM49 242H51V241H49ZM127 242V241H126ZM130 242V241H129ZM10 243V244H11ZM20 243V244H21ZM42 243V242H41ZM4 244H5V242H4ZM18 244V243H17ZM40 244V243H39ZM58 244H59V242H58ZM61 244V243H60ZM7 247L5 248V249H1L0 250V258H1V256H3V260L0 262V264H26L25 263V261H24V257H25V251L23 250H21V252L16 256V255H14L13 254V252H11L10 250H8V247L9 248H11V245L9 246V244H8V242H7ZM12 245H14V244H12ZM55 245H56V243H55ZM93 245V244H92ZM1 246V245H0ZM5 246V245H4ZM23 246V245H22ZM25 246V245H24ZM37 246V245H36ZM157 246V245H156ZM17 247V246H16ZM1 248V247H0ZM15 248V247H14ZM47 248H49V245H48V247ZM45 249H46V247H45ZM51 249V248H50ZM12 250V249H11ZM57 250V249H56ZM76 250V249H75ZM146 250V249H145ZM240 250V249H239ZM112 251H113V249H112ZM35 252V251H34ZM32 253V255H34V256H36L37 258L36 259H38V258H44L45 256H46V252L44 251L43 253H41V254H39V253ZM150 252V251H149ZM241 252V251H240ZM131 253V252H130ZM233 253V252H232ZM242 253V252H241ZM53 254V253H52ZM94 254V253H93ZM115 254V253H114ZM119 254H120V251H119ZM132 254H134V251H133V253ZM28 255H30V254H28ZM58 255V254H57ZM103 255H104V253H103ZM121 255V254H120ZM138 255V254H137ZM243 255V254H242ZM127 256V255H126ZM239 256V255H238ZM241 256V255H240ZM239 256V257H240ZM58 257V256H57ZM66 257V256H65ZM92 257V256H91ZM93 257L95 258V256L93 255ZM149 257V256H148ZM151 257V256H150ZM236 257V256H235ZM26 258H27V256H26ZM25 258V259H26ZM59 258V257H58ZM90 258V257H89ZM99 258V257H98ZM116 258V257H115ZM123 258V257H122ZM129 261H131L132 262V264H135V262H138L139 264H143L142 262H143V260L142 259H138V260H136V257H135V255H133V256H131V255H129L128 257H126ZM125 258V259H126ZM139 258H141V255H140V257ZM46 259V258H45ZM44 259V260H45ZM87 259V258H86ZM92 259V258H91ZM96 259V258H95ZM110 259H111V257H110ZM233 259V258H232ZM252 259V258H251ZM41 260V259H40ZM55 260H56V258H55ZM58 260V259H57ZM57 260L55 261V262H57ZM63 260V259H62ZM70 260H71V258H70ZM113 260V259H112ZM120 260H121V258H120ZM119 260V261H120ZM124 259H122V261H123ZM145 260V259H144ZM149 260V259H148ZM236 260V259H235ZM36 261V260H35ZM47 261V260H46ZM72 261V260H71ZM115 261V260H114ZM114 261H112V262H114ZM118 261V262H119ZM147 261V260H146ZM52 262V261H51ZM153 262V261H152ZM32 263V262H31ZM34 263V262H33ZM32 263V264H33ZM110 263H111V261H110ZM117 263V262H116ZM116 263H114V264H116ZM120 263V262H119ZM128 263H130V262H128ZM127 263V264H128ZM151 264L149 261L147 262V263H145L144 262V264ZM53 264H54V262H53ZM58 264V263H57ZM131 264V263H130Z\"/></svg>",
    "mask_w": 264,
    "mask_h": 264
}]
</instances>
